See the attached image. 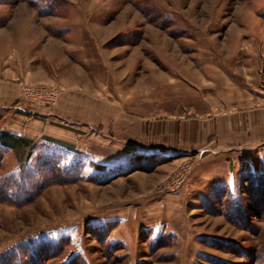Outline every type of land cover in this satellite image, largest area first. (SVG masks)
<instances>
[{
    "label": "rangeland",
    "instance_id": "rangeland-1",
    "mask_svg": "<svg viewBox=\"0 0 264 264\" xmlns=\"http://www.w3.org/2000/svg\"><path fill=\"white\" fill-rule=\"evenodd\" d=\"M262 109L264 0H0V133L72 173L0 202V264H264L260 132L163 131Z\"/></svg>",
    "mask_w": 264,
    "mask_h": 264
},
{
    "label": "trees",
    "instance_id": "trees-1",
    "mask_svg": "<svg viewBox=\"0 0 264 264\" xmlns=\"http://www.w3.org/2000/svg\"><path fill=\"white\" fill-rule=\"evenodd\" d=\"M15 147H19V151H27L22 159H19L16 172L0 176V202L23 206L32 202L51 184L72 182V173L63 170L58 162L51 158H43L36 166L37 172L29 170L26 163L32 156L34 144L29 139L15 134L0 133V162L3 154L13 151ZM19 153L17 152V155Z\"/></svg>",
    "mask_w": 264,
    "mask_h": 264
},
{
    "label": "crops",
    "instance_id": "crops-1",
    "mask_svg": "<svg viewBox=\"0 0 264 264\" xmlns=\"http://www.w3.org/2000/svg\"><path fill=\"white\" fill-rule=\"evenodd\" d=\"M163 131L174 133L180 142L191 138L193 142L208 140L212 144L210 140H216L221 150H247V146H253L255 133L258 132L264 145V109L260 113L253 110L224 113L203 117L201 120H170L164 123Z\"/></svg>",
    "mask_w": 264,
    "mask_h": 264
},
{
    "label": "built area",
    "instance_id": "built-area-1",
    "mask_svg": "<svg viewBox=\"0 0 264 264\" xmlns=\"http://www.w3.org/2000/svg\"><path fill=\"white\" fill-rule=\"evenodd\" d=\"M176 185L175 186H179V184H181V179L180 178H178V179H176Z\"/></svg>",
    "mask_w": 264,
    "mask_h": 264
}]
</instances>
